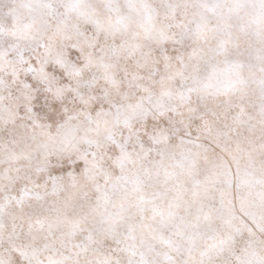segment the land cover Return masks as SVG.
<instances>
[{"label":"snow or ice","instance_id":"obj_1","mask_svg":"<svg viewBox=\"0 0 264 264\" xmlns=\"http://www.w3.org/2000/svg\"><path fill=\"white\" fill-rule=\"evenodd\" d=\"M0 264H264V0H0Z\"/></svg>","mask_w":264,"mask_h":264}]
</instances>
